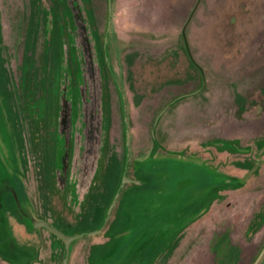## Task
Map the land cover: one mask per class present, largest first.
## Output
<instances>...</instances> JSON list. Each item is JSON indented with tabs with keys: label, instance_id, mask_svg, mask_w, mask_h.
Here are the masks:
<instances>
[{
	"label": "flooded vegetation",
	"instance_id": "af4514ba",
	"mask_svg": "<svg viewBox=\"0 0 264 264\" xmlns=\"http://www.w3.org/2000/svg\"><path fill=\"white\" fill-rule=\"evenodd\" d=\"M15 5L38 76L22 128L9 94L0 110V264H264V0ZM175 21L197 73L186 82L150 59ZM205 72L222 81L205 115L220 132L193 149L161 119L207 92ZM159 196L183 221L164 246Z\"/></svg>",
	"mask_w": 264,
	"mask_h": 264
},
{
	"label": "rangeland",
	"instance_id": "374dc122",
	"mask_svg": "<svg viewBox=\"0 0 264 264\" xmlns=\"http://www.w3.org/2000/svg\"><path fill=\"white\" fill-rule=\"evenodd\" d=\"M17 0H7V4H5L4 8L2 6L1 15L5 17L8 28L12 30L13 36H10L7 39V45L0 46V53L2 52L4 58L8 59V65H5L4 70H0V110L4 112H11V107L7 105V100H3L4 97H10V101L13 102V109L18 114V121L20 124V128H22L23 123L26 121L25 119V98L27 95L32 92L31 83L32 80L38 76V73L33 71V46H34V29L31 26H27V28L21 27L14 21V17L16 16L17 6L15 5ZM187 7V2L185 3ZM22 26V25H21ZM177 27V21L170 25V31L168 32V36L163 41V44H156L155 46H159L163 48L162 56H157L156 58L150 57L154 62H159L163 60V57L168 56L169 66H176L175 69H178L181 75V80L184 82L188 81L191 77L195 78L197 75L196 71L192 68L188 57L185 52H181L182 46L180 45V39H178L177 35H175L174 30ZM122 44V43H120ZM124 48L122 45L120 46V50ZM22 49V50H21ZM193 51V47H192ZM22 53V63L21 58L19 59V55ZM146 53H148L146 51ZM145 52L140 51V54L143 55ZM149 56V55H148ZM194 59H199V55L196 52H193ZM10 60V61H9ZM21 63V64H20ZM10 64V65H9ZM32 68V69H31ZM207 72V71H206ZM205 72V73H206ZM206 82L209 83L207 92L200 97L193 98L194 100L190 102L189 106H181L177 108L175 111H168L167 114L169 116H165L161 120H170V117H175L174 121L170 122V128L174 131L173 138H177L178 142H186L192 145L193 149H202L204 142L207 140V137L210 134L219 133L220 129L217 127L218 121L214 123V127L206 126V118L205 115H210L212 109V103L216 99V95L213 94V90H216L220 87L222 81L216 80L219 83L214 85L212 88L213 82L215 79L206 73ZM6 85H9V92L5 91V95L1 93L5 90ZM4 95V96H3ZM163 100V102H165ZM6 102V103H5ZM16 105H15V103ZM164 121L165 123H167ZM228 133H234V129L229 128ZM170 135V134H169ZM171 136V135H170ZM169 136V137H170ZM179 145L180 147L184 145ZM204 143V144H203ZM203 144V145H202ZM170 193V192H169ZM168 193V194H169ZM172 198L178 197V191L172 192ZM169 197V199L167 198ZM167 197L159 196L153 202V209L158 212L159 223L155 226V230L157 232L158 240L157 243L159 245H165V240L167 235L173 239V242L177 241L180 235H183V232H179L181 229V218L179 217V205H176V208L172 207L171 210H165V206L168 200H171L170 196ZM168 199V200H167ZM181 205V204H180ZM183 206V205H181ZM179 229V231H178ZM179 234V235H178ZM178 235V236H177Z\"/></svg>",
	"mask_w": 264,
	"mask_h": 264
},
{
	"label": "water",
	"instance_id": "95a60500",
	"mask_svg": "<svg viewBox=\"0 0 264 264\" xmlns=\"http://www.w3.org/2000/svg\"><path fill=\"white\" fill-rule=\"evenodd\" d=\"M63 264H65V262Z\"/></svg>",
	"mask_w": 264,
	"mask_h": 264
}]
</instances>
